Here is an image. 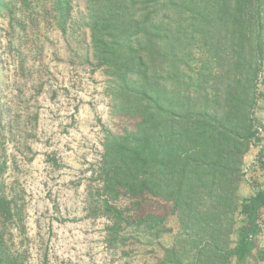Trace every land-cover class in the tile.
Wrapping results in <instances>:
<instances>
[{
  "label": "trees",
  "instance_id": "trees-1",
  "mask_svg": "<svg viewBox=\"0 0 264 264\" xmlns=\"http://www.w3.org/2000/svg\"><path fill=\"white\" fill-rule=\"evenodd\" d=\"M158 1L166 18L172 12L176 19L167 27L162 51L172 71L168 85L156 72L158 18L151 12L135 18L130 10L135 0H96L93 6L104 10L91 15L92 42L86 51L98 66L120 71L113 73L111 91L118 110L135 121L131 130L110 134L103 144V189L112 198L122 191L136 208L149 199L162 203L161 215L151 206L142 211L139 221L150 226L167 214L176 217L174 241L154 264H238L256 249L264 206V190L243 201L238 196L243 156L260 140L252 117L257 72L251 62H243V48L249 45L250 56L261 53L262 0ZM15 3L24 8L28 0H0V15H12ZM52 6L64 31L70 1L52 0ZM190 39L203 57L195 69L187 60ZM208 61L214 64L207 66ZM2 154L0 148V264H24L13 239V229L21 230L23 209L2 181ZM111 209L119 217L123 212ZM238 214L245 220L233 241Z\"/></svg>",
  "mask_w": 264,
  "mask_h": 264
},
{
  "label": "rangeland",
  "instance_id": "rangeland-1",
  "mask_svg": "<svg viewBox=\"0 0 264 264\" xmlns=\"http://www.w3.org/2000/svg\"><path fill=\"white\" fill-rule=\"evenodd\" d=\"M69 1L64 31L52 0H28L24 8L15 3L12 15H0L2 181L24 214L21 230L13 227L14 246L23 253L24 264H154L172 245L178 223L173 214L154 226L140 222L145 207L161 215L163 204L149 199L136 208L122 191L112 198L103 189V144L110 134L131 130L135 121L118 110L111 91L113 73L120 71L98 66L86 51L92 42L91 15L104 8H93L96 0ZM150 1L135 0L136 8L130 10L137 19L151 12L160 21L156 72L168 85L172 71L162 51L167 48V27L176 19L172 12L166 18L158 0L156 5ZM260 7L264 19V0ZM198 46L189 40L191 69L201 65ZM258 50L259 56H250L249 45L243 48V62H251L257 72L252 117L260 127V140L243 156L240 201L264 190V41ZM114 206L123 211L120 217ZM259 210L256 249L238 264H264V256L259 258L264 251V206ZM115 217L120 218L117 224ZM244 220L237 215L233 241Z\"/></svg>",
  "mask_w": 264,
  "mask_h": 264
}]
</instances>
